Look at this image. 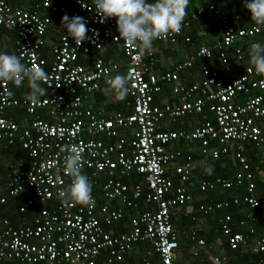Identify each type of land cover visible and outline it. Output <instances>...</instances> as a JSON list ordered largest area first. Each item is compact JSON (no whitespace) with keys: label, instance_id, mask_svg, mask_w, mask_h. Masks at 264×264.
<instances>
[{"label":"built area","instance_id":"1","mask_svg":"<svg viewBox=\"0 0 264 264\" xmlns=\"http://www.w3.org/2000/svg\"><path fill=\"white\" fill-rule=\"evenodd\" d=\"M65 14L84 18L92 42L86 40L76 47L71 37L66 42L64 30L44 53L49 16ZM209 14L220 25V38L212 48L200 45L188 61L156 76L147 72L150 54L141 55L122 40L116 41L119 33L115 18L100 23L93 0H73L71 7L40 0L31 10L0 0V29L13 35L12 54L22 56L24 63L36 64L49 74L48 83L42 84L47 95L35 106L25 98L12 97L9 82H0V149L2 143L11 145L16 140L27 158L25 167L10 168L7 172L0 188V205L24 197L17 207L18 213L32 207L38 210L30 224L12 226L6 218H0V264H122L124 254L141 241L151 245L156 257L152 261L143 259L141 264H176L173 257L178 235L170 224V214L192 198L181 185L191 186L188 162L176 164L179 152L167 149L174 141L198 142L200 154L211 160L227 156L231 151L238 171L229 179L200 180L197 188L207 192L243 186V194L215 203L198 202L195 215L189 220L199 222L206 216L216 217L227 248L262 255L254 264H264V206L258 217L255 210L259 201L245 157L247 144L255 146L264 156V135L258 126L264 124V74L245 66L239 74L229 75L227 82L220 84L216 72L202 63L201 79L188 86L180 83L177 74L181 68L191 67L195 60H210L213 53L224 63L226 49L237 40L257 37L264 44V28L230 27L216 11L214 2L195 8L191 18L196 20ZM188 25V20L183 22V28ZM180 33L158 40L173 44ZM106 44L116 45L126 60L124 73L130 78L126 105L130 111L114 112L102 118L84 108L82 100L100 85H106V80L117 70L116 63L104 62L97 56ZM234 52L240 56L238 48ZM88 57L92 58L90 69L78 62ZM161 85L170 86L176 100L173 106L152 104V97L160 92ZM12 109L22 110L30 120L18 124L5 117V112ZM203 109L211 114V120L204 119L187 132L156 130L161 119L173 122L201 114ZM120 133L130 135V139L105 142L116 139ZM70 144L83 149L82 171L93 189L94 204L90 206L64 204L57 196L60 189L71 183V177L61 171L65 155L61 149ZM174 162L173 172L181 183L175 188L165 174L168 164ZM130 175L141 177L143 185L121 181ZM95 190L99 191L97 197ZM137 200H144L148 208L136 213ZM49 202H53L51 208L47 206ZM231 206L246 209L243 217L235 221L240 232H232L231 216L222 214ZM127 215V230L112 234L111 228ZM189 240V252L196 256L204 241L193 235ZM211 262L219 264L218 257H213Z\"/></svg>","mask_w":264,"mask_h":264},{"label":"crops","instance_id":"2","mask_svg":"<svg viewBox=\"0 0 264 264\" xmlns=\"http://www.w3.org/2000/svg\"><path fill=\"white\" fill-rule=\"evenodd\" d=\"M40 0H6V2L11 6H17L24 8L26 10H31L33 6L37 5ZM51 2H61L64 3L63 0H51ZM152 2V0H149ZM215 3L216 11L220 13L227 25L234 29L240 28H248L252 25H257L253 21H251L250 13L244 7V0H190L188 8H187V16L186 20L189 21L188 15L193 13V10L197 7H204L209 3ZM57 16V15H56ZM56 23H51L50 32L46 34V41L48 43L47 46L44 47L43 52L47 53L49 45L55 43L56 36L64 31L63 26H61V19L62 17H56ZM193 21L189 23L188 27L182 28V31L179 37L176 39L175 43L168 44L167 42L156 40L153 45V50L149 53L151 60L147 61L148 64V73L158 76L161 73L171 72L180 64L188 61L190 56H192L197 47L200 45H204L205 47L212 48L213 44L220 38V25L216 21L215 17L212 14L205 15L200 19H192ZM262 28L264 26L257 25ZM187 38L189 41L185 42L184 39ZM255 38V42H260L261 40L257 37ZM250 39V40H249ZM252 39V40H251ZM253 38H243L241 40L235 41L234 45L231 48L226 49L225 51V59L226 65L221 63V61L217 58V56L213 53L212 58L206 61H199L195 60V63L191 67H185L178 70V79L180 83L185 86L190 85L193 82H196L201 79L199 67L203 63L208 66L211 70L217 72V80L221 83H225L228 80L229 75L239 74V72L245 66H252L249 63V44L253 42ZM238 48L240 50V56L237 57L234 49ZM0 51L7 52L12 54L14 51L13 46V35L11 33H3L0 35ZM120 50L116 45H110L106 48L104 47L100 53H98V57L102 58L104 62H112L116 63L117 70L113 73L112 77L117 74L125 75L124 67L126 64L125 58L122 54L119 53ZM81 60V62H79ZM78 62L85 66L86 69H90L92 65V58H80ZM11 85V95L16 99H23L26 97V93L30 91L27 81L23 83L22 86H18L9 82ZM107 85H100L99 88L105 89ZM169 85H161L160 92L156 93L152 97V104L158 107L162 105L169 104L173 106L175 104V97L172 96L170 92ZM95 92V91H94ZM94 92L92 94L87 95L83 98L82 103L84 108L90 110L92 113L96 114L99 117L105 118L108 117L110 114L114 112H129V106L126 105L128 102V98L126 97L124 100L118 101L114 98L113 94L106 93L101 91V94H97L99 96H94ZM13 110V109H12ZM206 112V109L202 110L201 114H192L187 115L184 117H180L175 119L173 122L165 119H161L156 126L157 131H168L170 127L178 126V130L187 132L194 127L201 124V122L205 119L211 120V114H209V118L201 117L202 114ZM5 115L12 120H15V123H25L30 120V117L21 114L20 109L13 110L11 113L5 112ZM42 118L44 115L42 114ZM262 135H264V124H258ZM176 131V130H175ZM119 138L130 139V135H120L117 136L116 139H108L105 140L107 143L116 142ZM104 141V139H102ZM18 143V141H17ZM19 144V143H18ZM177 149L173 151L179 152V159L176 161V164H184L188 162L189 169V182L191 186L187 184H181L178 177L173 172V165L171 163L167 166L165 170L166 177L170 179L172 183V187L175 188L178 185H183L187 188L189 194L191 195V202L182 207L183 215L191 214L192 209L195 210V204L198 202H211L215 203L217 201H212L211 197L204 201V197L206 193L212 194H220L222 191L215 190V191H207V192H200L197 188V183L200 180H206L204 178L205 175H211V163L214 160H211L209 157H204L200 154L201 146L196 141H174L170 143L167 147L168 150H171L173 145H178ZM10 145L6 143L1 144L2 149H6ZM21 148V147H20ZM186 152V153H184ZM25 156V157H24ZM224 157V156H220ZM24 160L23 164L21 165V161ZM226 160H231L234 163L231 151L229 155L224 158ZM217 160V159H216ZM14 165H9L8 168H20L25 167L27 165V158L26 155L20 156L18 160L15 162ZM169 167V168H168ZM128 177V176H127ZM122 177L121 181L128 184L130 182L139 183L143 185L141 177L130 175L129 177L133 178L130 179L129 177ZM261 177V176H260ZM6 178V177H4ZM95 179H99L98 177ZM140 179V180H139ZM214 179V178H213ZM127 182H126V181ZM99 183V182H98ZM101 183V182H100ZM144 189V186H143ZM99 192V191H98ZM173 190L169 193V197L172 196ZM207 194V195H209ZM99 197V196H98ZM100 200V199H99ZM98 200V201H99ZM220 201V200H218ZM113 202V201H111ZM136 207V213H141L142 211L148 208V204L144 202V200H137L134 202ZM181 208L178 210L180 211ZM177 212H172L170 215L177 217L175 214ZM221 214V213H220ZM125 220L124 224V218ZM121 221H119L117 226H122L125 228L122 232L127 230V222H128V215L125 216ZM208 217V216H206ZM201 218L199 222H194L195 224L190 226V228L186 231L183 230L182 226L178 222H176L177 218L175 219V228L177 235H178V243L179 247L175 251L173 261L176 264H212L211 259L213 257H218L219 264H226L227 257L225 250L221 249L222 240L221 237L215 231V222L216 217L212 218ZM214 221V222H213ZM190 230V232H188ZM208 231H211L208 232ZM188 232V233H187ZM119 233V232H118ZM210 235V240L207 243L206 237L207 234ZM190 234V235H189ZM213 234V235H212ZM189 235V236H188ZM193 235L196 238L202 239L204 241V246L200 247L197 251V255L193 256L189 252V246L191 242L189 240L190 236ZM187 237V239H186ZM188 240V242H187ZM156 260L155 254L151 245L146 241L137 242L131 248V250L124 254L122 264H141L142 260ZM229 259V258H228Z\"/></svg>","mask_w":264,"mask_h":264},{"label":"clouds","instance_id":"3","mask_svg":"<svg viewBox=\"0 0 264 264\" xmlns=\"http://www.w3.org/2000/svg\"><path fill=\"white\" fill-rule=\"evenodd\" d=\"M189 2L190 0H93L99 22L115 18L119 33L115 40H122L125 45L137 49L141 55L150 53L156 40L182 31ZM244 7L250 13L251 21L264 26V0H244ZM61 26L66 30V42L69 37L76 47H80L86 40L92 42L83 17H69L65 14L61 19ZM248 55L255 72L264 74V44L252 42ZM25 80L30 89L26 93V102L31 106L39 105L41 97L47 95V89L42 84L48 83L49 74L36 64L29 66L24 63L22 56L0 52V82L22 86ZM129 83L128 75L117 74L106 80L104 91L121 101L129 93ZM61 150L65 153L61 171L71 177V183L58 191V198L64 204H94L92 184L82 171L83 149L70 144L64 145Z\"/></svg>","mask_w":264,"mask_h":264},{"label":"trees","instance_id":"4","mask_svg":"<svg viewBox=\"0 0 264 264\" xmlns=\"http://www.w3.org/2000/svg\"><path fill=\"white\" fill-rule=\"evenodd\" d=\"M35 1H38V0H35ZM63 1H64V5H66L67 7L72 6L73 0H63ZM191 16H192V14L188 15L189 23H191L193 21ZM56 17H57L56 15H50L49 16L50 24H49V27L47 29V33L50 32V28L52 25L51 23H53V22L56 23V20H57ZM3 33L7 34L10 32L7 30H4V29H0V35ZM253 39H254L253 41H255L254 37H253ZM110 45L111 44H108V45L106 44L105 48L107 46L110 47ZM119 53L121 54V51ZM79 62H81V60H79ZM223 64L226 65V59H225V62ZM216 74H217V72H216ZM9 90L11 91V85H9ZM101 91H104V89H101V87L98 88L94 92V96L95 97L99 96L97 94L98 93L101 94ZM13 110L18 111L19 109H13ZM13 110H8V111H6V113L7 112L11 113V111H13ZM20 112L23 116L22 110H20ZM5 117H7V116L5 115ZM201 117L209 118L210 116L208 113L204 112ZM13 121L15 122V120H13ZM169 129L172 131L178 130V126H173V127H170ZM177 146H179V144L173 145V147L171 148V151H173L174 149H177ZM184 153H186V152H184ZM23 155H25V152L20 148V145L17 143L16 140H14L13 143L9 147H7L6 149H2V148L0 149V188L4 185V181H5L4 177H6L7 172L10 170V168H8V166L16 164L15 162L18 160V158L20 156H23ZM245 157H246L247 162H248V172H250L254 178V180H253L254 187H255L254 191H255L257 199L259 201V207L255 211L258 214V217H260L262 208L264 206V168H262V163H264V156H261L259 154V152L255 146L247 144V145H245ZM224 158H226V156L219 157L217 160H214V162H212L210 164L212 174L211 175H205L204 178L206 180H212L215 177H220L223 179H227V178L229 179L236 171H238L239 167L237 166V164L231 162V160L229 161V160H226ZM24 160H25V158L21 161V165L23 164ZM170 164H168V165H170ZM130 179H133V178L131 177ZM243 192H244L243 186H238V187H233V188L228 189V190H224L220 194L210 195L209 193H206V196L204 197V201H206L209 198L208 196L211 197L212 201L229 200L232 197H234L235 195L241 196L243 194ZM97 193H98L97 190H95L94 194L96 195V197L98 195ZM207 194H209V195H207ZM23 200H24V197H19V198H16V199H13V200L7 202L5 205H0V218H6L12 226H20V225L30 224L31 218L37 214L38 210L35 207H32V208H29L28 210H26L23 214L22 213L18 214L17 207H18V205H20L23 202ZM52 203L53 202H49V204H47L48 208H51ZM245 211H246V209L243 208L242 206L241 207L231 206V207L227 208V210L222 212V214H229L231 216L230 226H231L232 232H240L241 231V229L236 226L235 221L237 219H241L243 217V213H245ZM24 214H26V215H24ZM175 215L177 217L170 215V224L172 225V227H173V224L175 225V223L178 222L180 224V226H182L183 230L186 231L190 228V226L195 224L194 222L189 220L191 215H195V211L193 209H192L191 214H189V215L186 214V216H184L182 208H181V210L177 211V213ZM203 218H205V217H203ZM206 218H212V217H206ZM175 219L177 220L176 222H175ZM123 220H124V224H125V220H127V218L125 217ZM215 225H216V222H215ZM255 225H256V227H255L256 231H258L259 226H257V224H255ZM173 229L175 230L174 227H173ZM214 229L217 232V234L221 237L219 227L216 225V227ZM123 230H125V228H123L122 226H120V227L114 226L111 228L112 234H114V235L118 234V232H122ZM188 232H190V230ZM208 232L211 233V231H208ZM207 236L208 237H206V242L208 243L211 238H210L209 233L207 234ZM186 239H187V237H186ZM220 239L222 240L221 249L225 250L226 255H228L226 264H254V262L262 256V255H258V254H251L250 252L244 251L240 248H236V249L231 250V249L227 248V246L223 242V238L221 237ZM187 242H188V240H187ZM177 243H178V240H177ZM178 247H179V243H178L177 248Z\"/></svg>","mask_w":264,"mask_h":264},{"label":"bare ground","instance_id":"5","mask_svg":"<svg viewBox=\"0 0 264 264\" xmlns=\"http://www.w3.org/2000/svg\"><path fill=\"white\" fill-rule=\"evenodd\" d=\"M108 45V44H107ZM137 178H138V176H137ZM140 180V179H139ZM18 214H20V213H18ZM23 214V213H22ZM24 215H26V214H24Z\"/></svg>","mask_w":264,"mask_h":264}]
</instances>
